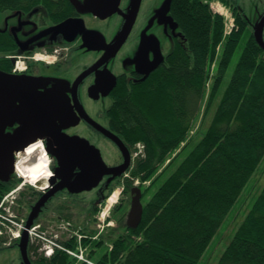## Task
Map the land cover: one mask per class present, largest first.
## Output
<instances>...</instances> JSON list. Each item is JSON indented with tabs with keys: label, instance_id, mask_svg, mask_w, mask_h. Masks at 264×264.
I'll return each instance as SVG.
<instances>
[{
	"label": "trees",
	"instance_id": "1",
	"mask_svg": "<svg viewBox=\"0 0 264 264\" xmlns=\"http://www.w3.org/2000/svg\"><path fill=\"white\" fill-rule=\"evenodd\" d=\"M206 1L214 0H171V19L181 33H175L168 66L145 83H122L107 111L112 129L132 149L145 144L144 158L128 169L124 191L137 178L151 185L143 192L137 229L122 225L123 216L115 232L125 234L85 242L96 264H201L264 161V49L240 7L221 0L236 18L225 35L224 17ZM39 2L0 0V10H30ZM13 46L12 35L0 30V72L14 68L7 58ZM216 102L208 129L194 144L190 133L197 117L205 103L208 115ZM122 178L111 176L106 199ZM14 179L0 181V203L21 182ZM229 241L216 264H264V187ZM39 264L79 263L57 250Z\"/></svg>",
	"mask_w": 264,
	"mask_h": 264
},
{
	"label": "flooded vegetation",
	"instance_id": "2",
	"mask_svg": "<svg viewBox=\"0 0 264 264\" xmlns=\"http://www.w3.org/2000/svg\"><path fill=\"white\" fill-rule=\"evenodd\" d=\"M85 1L40 0L30 10L13 11L21 12L26 17L27 22L23 26L25 31L22 36L26 42L20 44L16 34L6 30L14 39L13 49L10 50L11 54L7 58L12 59L19 55L26 64V70L16 73L13 68L10 74L26 76L34 80L41 79L43 81L42 89L56 86L65 90L74 104V84L79 77L91 70L76 89L79 103L94 121L123 141L118 132L112 129L111 118L107 111L117 101L115 96H117V91L122 83L131 82L134 85L145 83L159 68L168 66L172 47L166 51L167 44L165 41L169 36H172V46H174L175 32L169 20L165 26H160L157 18H155V8L153 7L157 6L158 2L147 6L142 0L139 11L134 17L133 12L137 6V0L133 3L121 0L119 6L121 11L132 20L134 19L132 29L122 47L104 63H99L108 49L116 43L118 39L116 37L125 34L129 22L118 13L102 19L87 9ZM228 1L234 5L233 0ZM101 6L102 3L98 7ZM169 9L170 4L168 5V13L171 16ZM45 26L46 29L56 30L53 33L54 36H40L41 33L39 37L29 38L28 35L31 31L39 30ZM112 28L115 29L116 35L112 33ZM109 29L112 30L107 35ZM38 57L55 59V61L50 63L42 61L43 59H38ZM90 60L92 61L90 62ZM109 73L115 76V82L112 81ZM96 82H98L99 88L92 94L99 98L93 99L90 97V89L96 85ZM105 92H109L108 95H103ZM98 104H101V108L95 112V109L90 106H97ZM106 105L109 107L104 109L107 107ZM14 129H8V132H12ZM68 132L71 136L86 139L91 145L98 148L108 166L117 167L124 164L125 156L119 147L84 119H81L80 123ZM99 141H106L110 147L114 148L111 150L115 151V162L110 163L108 159L111 157H109V153H104L103 147L98 143ZM36 144L41 145L46 151L49 159L47 167L53 174V178L41 180L35 186V190L29 192L30 194L26 195L27 193L22 192L20 195L17 208L18 219L25 221L26 227L33 210H35L31 226L36 227L39 248L37 251L33 250L31 247L33 242L29 239L27 248L29 261L32 264L42 263L45 258H48L49 248L54 250V255L57 250L72 249L70 247L72 245H76L88 257L89 247L85 245V242L87 243L91 238L103 241L101 237L104 234V228L102 231L99 228L103 222L102 212L107 201V192L113 182L110 180L111 176L104 177L99 185L92 190L72 192L63 187L62 179L54 176L57 165L52 162L51 156L47 153V140L38 138L29 147ZM124 144L130 154L129 166H132L134 149L128 143L124 142ZM33 150L35 155H41L38 148L33 147ZM25 151L16 156L18 166L22 159L21 155ZM78 173L80 170L77 169L75 175ZM127 173L128 171L123 173V176L127 177ZM12 178L14 177L12 176ZM20 183L26 186L28 181L21 178ZM128 199L129 197L125 201L128 202ZM122 200L123 198L119 200L117 206L125 205V201L122 202ZM131 201L132 193L128 203L130 207ZM125 224L127 225V217ZM116 225L117 228H120L119 220ZM91 233L95 235L91 236ZM9 245L12 247L11 243ZM13 246L19 247L21 250L19 241ZM21 260L25 264L22 252Z\"/></svg>",
	"mask_w": 264,
	"mask_h": 264
},
{
	"label": "water",
	"instance_id": "3",
	"mask_svg": "<svg viewBox=\"0 0 264 264\" xmlns=\"http://www.w3.org/2000/svg\"><path fill=\"white\" fill-rule=\"evenodd\" d=\"M141 1H136L134 17L139 11ZM120 2L121 0L85 1L87 9L102 19L118 13L129 22L125 34L118 37L116 43L108 49L99 63H104L122 47L132 29L134 19L132 20L121 11ZM101 3L102 6L98 7ZM254 34L257 43L264 49V17L255 28ZM90 71L79 77L74 84V104L65 90L56 86L42 89L41 79L34 80L26 76L0 72V181L10 182L15 173L16 154L25 151L38 138L48 142L47 152L52 162L57 165L54 176L62 179L63 187L72 192L92 190L104 177L120 176L128 170L130 154L124 142L94 121L85 112L77 98L76 89ZM110 76L115 82V76L111 74ZM98 88L99 84L96 82V85L90 89V97L93 99L99 98L92 94ZM108 93L105 92L103 95H108ZM81 119L102 132L119 147L125 156L124 164L117 167L108 166L98 148L86 139L69 134L68 131L77 126ZM11 128H15L14 131L8 132ZM77 169L80 173L75 175ZM131 193L132 201L127 216V227L137 229L144 213L143 192L140 187L135 186ZM34 215L35 210L28 220L27 229L31 227ZM20 247L25 264H32L27 255V231L23 234Z\"/></svg>",
	"mask_w": 264,
	"mask_h": 264
},
{
	"label": "rangeland",
	"instance_id": "4",
	"mask_svg": "<svg viewBox=\"0 0 264 264\" xmlns=\"http://www.w3.org/2000/svg\"><path fill=\"white\" fill-rule=\"evenodd\" d=\"M126 1L129 3H133L135 0H126ZM144 2H145V5H147V6L153 5V3L158 2V5L154 6L153 8H155L154 15H155V18H157L159 25L165 26L166 22H168V20H169L171 23V27L173 28L174 32L177 34L181 33V32L179 33L176 24L171 19V16H169L168 5L170 4V0H144ZM208 2H209V5L211 6L212 10L213 11L215 10L214 13L219 14V15L224 17V19L226 21V23H225L226 24L225 35H229V33L233 29L232 22L235 23V21H236V18L233 15L232 8L224 5L223 1H221V0H214V1H208ZM208 2L206 1V3H208ZM233 2L235 5L240 7L241 10H239V11L243 14V17L248 22L250 27L256 28L258 26V24L260 23L259 22L260 18L264 14V0H233ZM26 22H27L26 17L21 12L1 11L0 10V30H10L13 33H15L16 36L18 37L20 44L21 43L24 44L26 42V40L24 38H22L23 32L25 31V30H23V26L26 24ZM112 29L108 30L107 35H109V33ZM41 30H44V31H41ZM45 30H47V31L45 32ZM114 30L115 29L112 30V33L115 34L116 32H114ZM54 32H56V30L53 31V29L52 30H49V28L46 29V26H45L43 28H40L39 30L36 29V30H33V32L31 31V33L28 36H29V38H31L33 36L39 37V34H41V33L42 34L40 36H50V35L54 36L53 35ZM45 34H48V35H45ZM118 37H116V38H118ZM172 41H173L172 36H169L168 39L165 41L167 44L166 51H169L171 49V47L173 48ZM170 52H171V50H170ZM38 59H43V57H38ZM46 61L51 63L52 61H55V59H49ZM91 61L92 60H90V62ZM210 84H211V80L209 81V84L207 87V94L210 93ZM115 98L117 99V96H115ZM217 104H218V102H216L213 105L212 109L210 110L209 114L207 115L206 103H205V106L203 107V110L201 111V113L197 117V119L195 121V125H194V127L190 133V138H192L194 144H196L198 141H200L201 134L206 132V130L208 129V127L212 121L214 112L216 110ZM90 107L94 108L95 112H96L97 109L101 108V104H98L97 106H90ZM108 107L109 106L105 107L104 109H106ZM98 143L103 147L104 153H106V154L109 153V157H111V158H109L108 160L110 161V163L115 162V160H116L115 155L116 154H115V151L111 150L114 148L110 147L106 141H99ZM183 144L185 145V143H183ZM179 152H180V149L172 155V158L176 157ZM144 154H145V144L140 142L135 146L134 151H133V160H132L131 172L134 170V168L137 164L136 161L140 158H144ZM171 160L172 159H170L169 161H167L163 165L160 172H162L164 170L165 166H167ZM131 172L127 173V177L125 176L124 178H122V180L120 181L121 183H119L117 185L115 190L107 198L104 210L102 212L103 222H102L99 229L102 231V229L104 228L103 229V233H104L103 235H107L109 238H115L119 234L121 235V234L126 233V232H124L125 230H123V229H121L120 231H117V232H115V230L117 228L116 224H117L118 220L121 217L123 218V216H124V218L122 220V225L125 224L127 214L130 210L129 209L130 206L128 203H129V200L131 199V193H130L131 191H129L128 193L125 192L124 191V188H125L124 185H125V178H128L131 175ZM18 178L21 179L20 176H18ZM25 179L28 181V183L26 184V186L23 185V183H20L18 185L20 188L19 194H20V192H25V193H27L26 195H28L29 192L35 190V186L32 185L27 178H25ZM150 185H151V182L142 183V181L139 178L136 179L135 184H134V186L140 187L142 189V192H144V189H146ZM263 187H264V161L260 165V168L258 169L254 178L248 184L246 191L244 192V194L240 200V204L237 206V208L235 209V212H233L231 217L228 219L226 227L221 231L220 235L216 236L215 239L213 240L209 250L205 254V258L202 260V262L203 261L204 262L203 263L201 262V264H205V263L206 264H216V263H218L217 262L218 259L220 258L221 254L223 253L226 245L230 242L229 241L230 237L232 236L233 232L236 231V229L239 227V225L244 220L246 214L249 211L250 206L254 202V199L260 194ZM19 188L17 186L12 188L4 196L6 197V195H8L12 191L19 189ZM15 196L17 197V194ZM127 197H129V199L127 200L128 202L125 201V199ZM122 198H123L122 202L125 201V205L124 206H117L119 200ZM146 200H147V198H145V201ZM18 229L19 228L17 226H15V228L13 230L16 233ZM0 231H4L3 228L0 227ZM34 238H35V240L33 241L34 247L32 245L31 246H32L33 250L37 251L39 248L38 247V235H36V236L34 235ZM17 241H18L17 238L14 237L12 232L10 233L8 231V233L5 234V236H2V234H0V264H23L22 260H21V252H20L19 247L13 246V244H15ZM8 242L12 243V247H11V245H9L10 243H8ZM69 256H72V254H69ZM84 256H85V258H87L86 253ZM83 261L84 260L77 261V263L82 264ZM89 261L96 264V262H94L93 260L89 259Z\"/></svg>",
	"mask_w": 264,
	"mask_h": 264
},
{
	"label": "bare ground",
	"instance_id": "5",
	"mask_svg": "<svg viewBox=\"0 0 264 264\" xmlns=\"http://www.w3.org/2000/svg\"><path fill=\"white\" fill-rule=\"evenodd\" d=\"M33 147L38 148L41 155H35ZM21 156L22 159L20 160L18 172L20 175L27 178L32 185L36 186L41 180H49L53 178V174L47 167L49 159L46 151L41 147V145L36 144L30 146ZM16 221L19 222V220ZM22 225L24 229L27 228L25 226V221H22ZM34 230L28 234V241L29 239H31L32 242L35 240L34 235L36 236L37 234ZM71 252L72 250L69 254H71ZM52 256L53 255L49 256V258Z\"/></svg>",
	"mask_w": 264,
	"mask_h": 264
},
{
	"label": "built area",
	"instance_id": "6",
	"mask_svg": "<svg viewBox=\"0 0 264 264\" xmlns=\"http://www.w3.org/2000/svg\"><path fill=\"white\" fill-rule=\"evenodd\" d=\"M26 70L25 63L19 59L15 66V71H24ZM19 188V187H18ZM20 188L12 191L6 197L2 199L0 203V227L3 228L4 231H0V234H7L8 231L14 235V237L19 238L22 234V232L25 230L22 221L18 219V214L15 212V206L17 205L18 200V194H19ZM17 194V197L15 196ZM16 220H19L17 222ZM17 226L19 229L17 232H14V228ZM36 229V227H33L29 230V233L32 232V230ZM36 231V230H34ZM69 253L71 250H67ZM54 250L52 248L48 249V255L50 256ZM71 254H74L71 252Z\"/></svg>",
	"mask_w": 264,
	"mask_h": 264
}]
</instances>
